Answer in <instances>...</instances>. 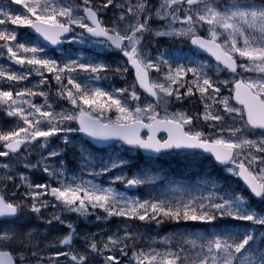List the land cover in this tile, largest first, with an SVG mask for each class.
I'll return each mask as SVG.
<instances>
[{
	"label": "snow or ice",
	"instance_id": "snow-or-ice-1",
	"mask_svg": "<svg viewBox=\"0 0 264 264\" xmlns=\"http://www.w3.org/2000/svg\"><path fill=\"white\" fill-rule=\"evenodd\" d=\"M14 3L22 5L26 14L12 16L0 8V15L4 17L0 19V56L4 55L3 50L6 49L8 60L29 67L27 71L12 72L0 66V80L10 82L9 90L0 87V104L9 109L7 116L18 117L25 126L0 133V142H3L5 149L0 151V157L19 154L22 145L37 142L40 138L47 141L52 136L74 131L98 140L122 141L132 146L129 151L143 149L165 155L166 150L171 149H203L221 165H231L226 167V171L244 182L251 197L264 201V4L258 5L254 0H232L230 5L222 8L218 0H160L153 13L149 0H106L96 6L92 0H83L82 5L75 7L66 0H14ZM110 5L119 10V15L108 22L101 17ZM153 19L164 23L153 29L150 27ZM8 22L17 27L33 29L46 42L57 47L65 43H79L118 51L135 69V83L123 88L113 87L111 91L82 86L75 74L86 73L90 80L98 81L101 79L99 74L108 71L110 66L94 62V58L87 56L83 50L75 54V59H68L67 62L48 57L43 47H27L25 43L18 42L17 31L9 30L6 27ZM177 23L180 27H176ZM205 25L207 38L198 34V29H204ZM77 28L81 31L77 32ZM146 34L155 38H188L191 45L210 53L216 63L208 64L192 57L187 58L188 63H180L186 58L178 51L169 53L158 50L153 56L143 43ZM237 57L242 61L240 64ZM163 68L167 71L163 73L162 80H150L151 70L161 74ZM112 70L122 75L128 71V67L120 65ZM222 71L231 74L233 79L221 80L219 76ZM33 72L41 77L37 87L49 83L45 73L52 74L60 86L56 95L70 102L72 109L58 113L52 111L53 105L48 102V94L44 91L24 89L17 91L14 97L12 84L28 80ZM245 73L256 75L235 79ZM189 74L191 79H188ZM137 83L154 98L152 102L140 105ZM222 88L230 90L232 94L223 95ZM196 93L204 105L202 113L169 111L173 102H183ZM35 96L44 97V104L34 103L32 98ZM232 101H235V105ZM45 108L49 110L45 111ZM113 111L114 119L109 115ZM201 119L210 122V131L204 132L195 127V122ZM73 121L78 123L77 128L67 126ZM44 126H47V130H43ZM142 129L147 130L146 138L141 135ZM161 131L167 133L166 139L158 138L157 133ZM246 133L255 134L256 138L249 139ZM63 141L66 146L72 145L67 135H64ZM72 146L77 147L84 166L93 167L90 173L93 176L128 165V161L122 157L97 159L83 144ZM59 154L50 152L34 165L24 163L26 168L43 165V172L55 180L57 186L45 183L33 185L29 177L20 174L21 182L28 188L25 201L31 199L32 204H14L0 195V218H15L24 209L38 214L49 203L41 198L50 195L57 202L53 207H61L81 217L102 210L106 216L97 214V221L116 216L155 222L157 225L164 220L215 225L218 220L232 219L264 226V214L252 207L248 197L230 188L222 186L216 189L217 193H221L219 195L209 192L206 196L186 201H141L91 180L76 176L70 180L64 179L62 169L51 168L46 163L47 159ZM22 160L27 161V157ZM11 167L10 163L0 164V169L8 170ZM95 167L99 171H95ZM142 175L147 176L148 173L143 171L132 179H127L123 174L117 175L111 183L126 182L128 187H132L151 182L152 178L144 180L140 178ZM13 179L12 175H7V180ZM3 182L0 180V183ZM215 183L211 181L213 187ZM54 221L64 223L56 213L46 223ZM68 227L72 230L59 240L61 246L71 245L75 235L72 225ZM95 235L92 234L93 237ZM261 237H264V233H261ZM258 238L251 228L237 232L224 225L216 232L198 234L192 239L193 251L181 246L175 252L168 250L164 253L156 250L149 253L137 251L136 237L128 231L123 237L115 233L107 241L86 239H90V251L100 254L104 264H121L117 255H103L105 250L115 252L117 248L121 256H127L129 248L132 249L130 264L131 261H135V264H264V239L256 246ZM15 240L14 228L0 231V246ZM197 240L200 241L199 245ZM18 243L25 249L19 253L20 264H31L33 258L35 264H42L44 259H48L50 264H60V257L71 264H87L88 261L87 256L74 251H58L46 258L40 257L35 250L27 254L23 241ZM121 244L123 247H119ZM0 264H14V261L9 253L0 252Z\"/></svg>",
	"mask_w": 264,
	"mask_h": 264
},
{
	"label": "rangeland",
	"instance_id": "rangeland-1",
	"mask_svg": "<svg viewBox=\"0 0 264 264\" xmlns=\"http://www.w3.org/2000/svg\"><path fill=\"white\" fill-rule=\"evenodd\" d=\"M66 2L68 4H72L75 7L82 5L83 0H66ZM105 2L106 0H92L94 6L102 5ZM133 2H135V0H133ZM218 2L220 6L223 8L230 5L232 0H218ZM154 3L155 2H151V4L153 5L152 8L153 13L155 12L156 7L159 6L160 0L156 1L155 6ZM254 3L258 5L264 4V0H254ZM0 8H2L3 11H7L12 16L26 14V9H23L22 5L15 4L14 0H0ZM81 14L83 13L81 12ZM118 15H119V10L115 9L113 6L110 5L108 9L104 10L101 18L104 19L105 21L110 22ZM182 15L183 13H181V16ZM0 19H4V17L0 15ZM163 23L164 21H162L160 25L156 24L157 27H155L154 29L161 27ZM6 27L9 30L12 28V26L9 23L6 25ZM176 27H180V24L177 23ZM204 30L207 31L206 25L204 27ZM76 31L79 32L81 30L77 28ZM19 35H23V34L20 33ZM176 38L183 39L180 37H176ZM176 38H172V37L155 38L150 34H146L143 43L148 46V50L151 52L153 56L157 54L158 50L166 51L169 53L178 51L180 55L186 58L184 60L179 61L180 63H188L187 60L188 57H192L197 61H204L196 58L191 53H187L182 44L180 43L177 44L172 41V40H176ZM17 40L20 43H25L27 47H37V46L43 47L45 49L46 56L57 59L58 61L63 60L64 62H67L68 59H75L76 58L75 54L78 51L83 50V52L87 56L94 58V62H103L107 65L109 64L112 69H115L117 66L123 65L125 63H126V67H128L127 59L125 57H121L123 56L121 53L110 55L111 56L110 62H108L103 54L105 52L112 50H106L103 46L100 45L66 43L63 49L56 50L57 53L54 55L56 57H53V54H50L48 52L49 49L42 46L40 43L30 42L29 40H26L25 38L22 37L17 38ZM170 41H172L171 42L172 44L170 43ZM3 57L7 59L6 50ZM10 63L14 65L17 69L14 68L10 69V65H6L3 62H0V66L12 72L27 71L29 67L27 65L25 66L16 65L11 61ZM173 67H175V65H173ZM166 71L167 69L163 68L161 74H157L154 69L151 70L150 71L151 80H162V75ZM112 73L117 76L119 81H124V83H122L119 88H123L130 84L131 80L129 81V79L126 78L124 74L118 75L115 71H112L110 74ZM45 75L48 77V81H49L47 91L43 90V88L41 87L42 85L37 87L41 77L33 72V74L29 77L28 80L19 82L17 84H12L11 90L13 91L14 97L17 91H21L24 89H33L34 91H44L48 94V98H49L48 102L53 105V108L51 109L52 111L58 113L61 110L72 109L73 106L70 104V102H68L66 99H61L58 95H56L57 90L60 86L53 79L52 74L45 73ZM75 75H78L79 78L77 79V82L81 83L82 86L87 85L89 89L95 87H101L106 91H111V89H109L107 85L109 84L108 78L106 79L104 78L108 76L106 72H102L99 74L101 76V79L98 81L90 80L89 74L86 73L81 72ZM188 79H191V74H189ZM64 83L65 84L67 83L66 79L64 80ZM133 83H135L134 80ZM9 84L10 82L0 80V87H2L3 90H9ZM139 96H140L139 103L141 106H144L145 104L153 101L152 99L144 95H139ZM197 96L199 97L198 93ZM185 100L191 101L192 99L191 97H189L186 98ZM32 101L37 105H41L44 104V97L35 96L32 98ZM207 102L211 103V101H207ZM199 104L201 105V109H202L201 112H203L204 105L203 103H201V100H199ZM132 106L134 107L135 105ZM25 107L27 106L25 105ZM0 108L5 110L6 112L9 111V109L5 105L0 104ZM44 110L47 111L49 109L45 108ZM177 110L187 111L186 108L183 106L176 107L172 104L170 105L169 111L175 112ZM109 115L113 119L115 118L114 111L112 113H109ZM12 122H13L12 125H14L15 130L18 127L25 126L18 117H12ZM74 122L75 121L70 122L67 126L72 128H77ZM195 127L204 132H208L207 130H210L209 127H207L206 130L203 129L196 122H195ZM43 130H47V126H44ZM64 135H67L69 137V139L72 141V145L79 146L83 144L86 148L92 151L90 145L87 142H85V140L82 138V136L78 131H74L70 133H61L56 136H52L48 138L47 141L41 138L37 142H34L29 145H24L22 146V150L19 152V154L11 155V157L5 158V160L0 161V164L10 163L12 165V167L8 170L0 169V180L4 181L3 183H0V195H3L6 200L14 204L25 202L30 206L32 204V200L27 199L25 201V194L28 191V188L25 184L21 182L20 174L29 177L31 184L33 185L45 183V184H51L52 186H57V183L55 180L50 179L49 176L43 172V165L38 168H26L24 166V163L27 162L34 165L37 163L38 160H40L42 156L46 157L50 152H58L62 154L64 149H67V152L69 153L68 154L69 163H67L65 160L60 159L59 158L60 154L55 157H51L46 161L47 165H49L51 168L62 169L65 174L64 179L70 180L71 177L76 176L84 180H91L97 184L102 185L103 187L111 186L114 189H116L117 192L123 193L125 196L129 198L139 199L141 201L171 200L175 202L177 200L186 201L193 197H200L202 195L206 196L209 194V192H212L213 194H217V195L221 194L216 192V189L221 188V183L217 182L213 187V185L211 184L213 178L207 176L208 174L207 172L211 168L210 158L207 159L206 157L198 153L170 152L165 155H161L156 159H153L155 166L161 167L163 170H168L170 168L172 170H178V171L181 170L185 172H195L196 170H200L202 169L201 167L202 165L206 167V171H207L206 175H202V174L197 175L198 176L197 180H195L196 182L199 180L202 183H192L196 187L197 191L192 190L190 187L189 188L160 187L158 189L156 188L155 191L153 192H149L146 190L144 195L141 197L136 190L140 186L145 188V185L143 184L137 185V188L135 190H128L125 188L126 182H116L114 184L111 183L113 178L117 175L123 174L127 177V179H132L134 178V176H136V175L127 176V173H124L125 168L114 169L108 173L99 176L91 175L90 173L93 171V167L84 166V163L80 159V153L77 150V147H73L72 145H68V146L65 145L63 141ZM246 135L248 136L249 139L256 138L251 134H246ZM225 137H227V133H225ZM44 144H46L47 146L42 147V145ZM129 149L130 148H127L122 143H115L103 149L101 153L94 154V157L97 159L106 160L109 157L116 156V157H122L123 159L128 161L129 159L130 160L132 159L131 157L137 158L138 155L142 156L138 151L136 150L129 151ZM23 157H27V161H23L22 160ZM143 158L151 161L148 158L145 157ZM224 170L226 173H228L226 171V168ZM95 171H99V168L95 167ZM7 175H12L14 179L11 181L7 180ZM143 179L148 180V177H144ZM209 180L210 182H207ZM119 183L121 184V186L119 185ZM15 185H20V187L17 188L15 187ZM41 199L46 200L49 203H48V207L42 208L40 213L37 214L27 209H24L22 210V213L18 216V218H16L15 220L0 222V231L14 228L15 236H16L15 241L11 242L6 246H0V250L10 251L13 254V256L16 259H18L19 253L25 250L20 246L18 241H23L25 248H27V254H30L31 251L35 250L38 252V255L40 257L46 258L58 251L60 252L74 251V252H78L79 254L87 256L88 257L87 264H104L103 257L100 254L93 253L90 251V249L88 248V243L90 242V239H86V238H94L96 241L100 242V241H107V238L109 236H113L115 233H119V236L123 237L125 231L130 232L132 235L133 232H135L137 234L136 246H138V251L142 250L144 253H149L150 250H156L160 253H164L165 251L168 250L175 252L183 245L191 246V240L194 238H193V234L189 233L190 230L188 229L197 228V225L189 224L187 226L186 222L183 221L179 222L175 228H172V223L171 226H164V223L165 225L167 223L166 220H164L163 223L157 225L155 222L140 221L138 219H128L125 217H116V216L108 217L107 219H101L97 221L96 220L97 214L101 215L102 217L106 216V214L103 213L102 210L98 209L93 215H90L88 217H81L79 214L74 212H67L63 210L61 207H53V205H55L57 202L55 201L54 197L50 195H45ZM261 206H264V203L260 205V207L258 206L260 210H256V209L255 210L261 214H264V208ZM53 213L59 214L61 216V219L64 221V223L61 224L56 221H54L51 224L46 223V221L51 218ZM68 225H72V228L75 229V235L73 236L71 245L61 246L59 244V240L63 239L72 230L68 227ZM136 226L137 229H135ZM92 234H96V235L93 237ZM146 242H149V245H146ZM199 243L200 242H197V245H199ZM98 246H102V244H98ZM119 247H123V244H121ZM186 249L191 251L189 248ZM129 253L130 252L128 250L127 256H121L119 249L117 248L115 252L110 250H105L103 255L104 256L117 255L121 261V264H130ZM18 263L20 264L19 259H18ZM31 264H35V258H33ZM42 264H50V261L48 259H44L42 261ZM60 264H71V262L66 261L64 257H60ZM131 264H135V261H131Z\"/></svg>",
	"mask_w": 264,
	"mask_h": 264
},
{
	"label": "trees",
	"instance_id": "trees-1",
	"mask_svg": "<svg viewBox=\"0 0 264 264\" xmlns=\"http://www.w3.org/2000/svg\"><path fill=\"white\" fill-rule=\"evenodd\" d=\"M10 25L11 23L8 22ZM12 29H15L17 31V38H25L26 40H29L30 42H36L38 43L37 39L31 35L28 30H27V26H22V27H17L15 25H11ZM23 34V35H19V34ZM68 47V46H67ZM5 50L4 49V54H5ZM48 52L50 54H53V57L57 52L55 50H48ZM113 54H120V52L118 51H108L105 52L103 55L104 57H106L107 61L110 62V55ZM123 57V56H121ZM0 62H3L6 65H10V69H17L14 65H12L10 63V61H8V59H5V57L0 56ZM109 65V64H108ZM110 66V65H109ZM120 66V65H119ZM123 66H126V63L123 64ZM112 68L110 67V69L108 71H105L108 76V81L109 84L108 88L112 89L113 87L115 88H119L120 85L122 83H124V81H119L117 76L114 75L113 73L110 74L112 72ZM126 78L129 79V81L131 80L130 84H133V77L131 75V72L128 70L126 73H123ZM128 81V84H129ZM129 84V85H130ZM43 88L44 91H47L48 89V84L46 85H42L41 86ZM137 91V90H136ZM138 92V91H137ZM139 94V93H138ZM192 99V98H191ZM181 104L184 105H189L190 110L193 113H199L198 112V107H197V103L194 101H190V100H185L183 103L180 102ZM11 121V123H10ZM12 117H9L6 115V111L0 108V133H7L10 131H14L15 127L14 125H12ZM74 124V123H72ZM200 126L204 129L205 128V124H200ZM3 150V142H0V151ZM92 151L95 153L96 151L93 149L92 147ZM101 153L102 151L99 150ZM11 157L10 155L8 157H0V159H5V158H9ZM60 159L64 160L69 163V158L68 155L64 156L63 158L60 156ZM132 159L129 161L128 160V165L125 168L124 173H127V176H131V175H139L141 172L146 171L148 173L147 176H141L140 178H144V177H148L152 178L150 183H145L143 185H145V188L143 187H138L137 188V193L142 197L144 195V193L147 191L149 192H153L155 191V189L157 188H191L192 190H196V187L192 184V183H202L201 181H195L197 180V175H206V167L205 166H201L202 169L200 170H196L195 172H185V171H178V170H172V169H168V170H163L161 167H156L154 160H146L144 159L142 156L138 155L137 158L135 157H131ZM162 171V172H160ZM207 176L209 175V177L213 178L212 181H215L216 183H221V188L223 186V188H230L234 191H236L237 193H241L243 194L245 197L247 196V191L241 186V183L239 182V180L237 178H232L230 177L228 174H224L222 172V169L219 167H216L214 165V163H211V168L210 170L207 172ZM209 178V179H211ZM145 180V179H144ZM207 182H210L207 181ZM119 185L121 186V184L119 183ZM220 188V189H221ZM169 191V190H167ZM22 213V211L20 212V214ZM166 225L164 223V226H171L172 223V228H175L178 223H176V221L173 220H166ZM169 222V223H168ZM189 224H195L197 225V228H192V229H188L190 230L189 233L193 234V238L195 239L196 236L199 235H203L205 233H212V232H216L218 228L227 225L230 226L232 231H237V232H243L245 229L251 228L254 231V234L257 235L259 238L256 240L255 245L259 246L261 243V239H264V237H261V233H264V226L261 225H253L250 222H242V221H238V220H218L215 222V225H206V224H200L199 222H186V225L188 226ZM137 229V226L136 228ZM133 235L136 237L137 239V234L135 232H133ZM136 241L135 240V249L138 251V246H136ZM197 242H200L199 240H197ZM146 245H149V242H146ZM184 248H189L192 251V247L190 245H183ZM129 257H132V249L129 248Z\"/></svg>",
	"mask_w": 264,
	"mask_h": 264
},
{
	"label": "flooded vegetation",
	"instance_id": "flooded-vegetation-1",
	"mask_svg": "<svg viewBox=\"0 0 264 264\" xmlns=\"http://www.w3.org/2000/svg\"><path fill=\"white\" fill-rule=\"evenodd\" d=\"M156 1L157 0H149V2L151 3V2H155L154 3V6H155V4H156ZM160 23H162V21H159V20H155V19H153L152 21H150V27L151 28H155V27H157V25L156 24H159L160 25ZM155 25V26H154ZM198 34L200 35V36H202V37H205V38H207L208 37V33H207V31L206 30H204V29H198ZM173 42H175V43H177V44H182L183 45V47L185 48V51L187 52V53H191L193 56H195L196 58H198V59H200V60H204L206 63H208V64H215L216 63V61L214 60V59H212L211 57H209V56H207V55H205V54H202V53H199V52H197L196 51V49L193 47V45H191V43H190V40L188 39V38H183V39H177L176 38V40H172ZM172 41H170V43L172 42ZM222 42V41H221ZM172 44V43H171ZM242 61H241V59L239 58V57H237V63L238 64H240ZM221 67H223L222 65H221ZM238 71H242L241 69H238ZM249 75H252V76H254V75H256L255 73H245L243 76H236L235 77V79H244V78H246L247 76H249ZM150 78H151V75H150ZM219 78L221 79V80H223V79H233V77L231 76V74H229V73H227L226 71H222L221 73H220V76H219ZM231 87V86H230ZM136 90L138 91V93H139V95H144V96H146L144 93H142L137 87H136ZM181 91H183V90H181ZM222 94L223 95H225V96H228V95H231L232 93L230 92V90H228V89H223L222 88ZM147 97V96H146ZM149 98V97H148ZM191 98H192V101H194V102H196L198 105H197V107H198V112L199 113H202L201 111H202V109H201V105L199 104V100H200V98L197 96V93L195 94V95H193V96H191ZM232 104H234L235 105V101H232ZM172 105H174V106H176V107H181V106H183V107H185L186 108V110H187V112H188V114H193V112L190 110V107H189V105H184V104H181L180 102H173L172 103ZM219 107V106H218ZM221 114H223V112H222V109H221ZM197 124H199V126H200V124L202 123V124H205V130L207 129V127H208V123L209 122H204L202 119L200 120V121H197L196 122ZM228 124H230V122H227ZM236 126H238V125H236ZM207 131H210V130H207ZM259 130H257V132H258ZM246 134H248V133H246ZM146 135H147V133L146 132H144L143 133V136H145L146 137ZM252 136H254V137H256V135L255 134H251ZM165 135H160L159 136V138H162V139H165ZM89 145H90V148L92 149V147H93V149L96 151L95 153L93 152V151H91L92 153H93V155L94 154H96V153H99L100 151L99 150H103V149H100V148H98V147H96V146H94V145H92V144H90L89 143ZM111 146V145H110ZM108 147V146H107ZM107 147H105V148H107ZM104 148V149H105ZM3 150H5L4 148H3ZM2 150V151H3ZM175 152V151H174ZM69 153L67 152V149H64L63 150V153L62 154H60L59 156H61L62 158L64 157V156H66V155H68ZM12 154H10V156H11ZM209 159V158H208ZM3 160H5V159H0V161H3ZM65 160V159H64ZM150 160H152V159H150ZM211 162H214L212 159H211ZM214 165H215V163H214ZM216 166V165H215ZM228 166H231V165H228ZM228 166H222V167H219V168H221L222 169V172L224 173V174H228V173H226L225 172V168L226 167H228ZM216 167H218V166H216ZM230 177H232V178H237L238 179V177H236V176H234V175H231V174H228ZM209 176V175H208ZM239 180V179H238ZM239 182H240V180H239ZM241 183V182H240ZM241 186L243 187V185H242V183H241ZM244 188V187H243ZM245 189V188H244ZM246 190V189H245ZM247 191V190H246ZM246 197H248L249 199H250V202H251V205H252V207L254 208V209H256V210H260L259 209V207H260V205H262L263 203H264V201H262V200H260L259 198H254V197H251L250 196V193L247 191V196ZM259 206V207H258ZM261 207H263L264 208V206H261ZM20 215V213L18 214V216ZM18 218V217H17ZM4 221H11V220H4ZM1 222V221H0ZM16 264H19L18 263V259H16Z\"/></svg>",
	"mask_w": 264,
	"mask_h": 264
},
{
	"label": "water",
	"instance_id": "water-1",
	"mask_svg": "<svg viewBox=\"0 0 264 264\" xmlns=\"http://www.w3.org/2000/svg\"><path fill=\"white\" fill-rule=\"evenodd\" d=\"M27 29H28L29 33H31L33 36H35L36 39L38 40V42H40V44H42L44 47H47V48H49V49H62V48L64 47V45H65V44H63V45H61L60 47H57V46L51 45L50 43L46 42L41 36H39V34L35 33V31H34L33 29H31V28H29V27H27ZM193 47L196 49L197 52L202 53V54H205V55H207V56H209V57H211L212 59L215 60V58H214L210 53H208V52H206V51H204V50H201V49H199V48H197V47H195V46H193ZM127 65H128V63H127ZM128 68H129V70L132 72L133 78H134V80H135V69L132 68L130 65H128ZM136 86H137V88H138L142 93H144L147 97H149V98H151V99L154 100L153 97L149 96V95H148V94H147L142 88H140V86H139L138 83L136 84ZM75 124H76V126L78 127V123L75 122ZM144 132L147 133V130H144V129L141 130V135H142V136H143V133H144ZM79 133L81 134V136H82L86 141H88L90 144H92V145H94V146H96V147H98V148H105V147L110 146V145H112L113 143H116V142H121L124 146H126V147H128V148H130V149L132 148V146L126 145V144H124L122 141H117V140L103 141V140H98V139H95V138H91V137L87 136V135L84 134V133H81V132H79ZM160 135H165V136H166L165 139L167 138V133L164 132V131H161V132H158V133H157L158 138H159ZM145 138H146V137H145ZM40 139H41V138H40ZM33 143H34V142H33ZM29 144H32V143H29ZM135 150L139 151L143 156H146V157H148V158H157V157H159V156L161 155V154H157V153L146 152V151L143 150V149H135ZM172 150H174V151H176V152H193V153H199V154H201V155H203V156H206V157H208V158H211V159L214 161V163H215L216 166H218V167L225 166V165H221L219 162L215 161L214 156H213L212 154H210V153L205 152L203 149H171V150H166V152L168 153V152H171ZM19 152H20V151H19ZM238 179H239L240 182L242 183L243 187H244V188L250 193V190L247 189V188L245 187L244 182H243L240 178H238ZM136 187H137V185H136V186H132V187H128L127 185H125V188L128 189V190H135ZM254 198H255V197H254ZM17 217H18V216H17ZM17 217H15V218H0V221H2V220H14V219H16ZM0 252H7V253H9V255L13 258L14 264H16V260H15V258H14V256H13V254H12L10 251H7V250H0Z\"/></svg>",
	"mask_w": 264,
	"mask_h": 264
}]
</instances>
